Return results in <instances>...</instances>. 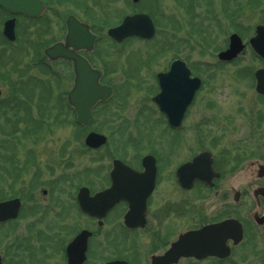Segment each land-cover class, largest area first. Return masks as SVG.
Listing matches in <instances>:
<instances>
[{
  "label": "flooded vegetation",
  "instance_id": "obj_1",
  "mask_svg": "<svg viewBox=\"0 0 264 264\" xmlns=\"http://www.w3.org/2000/svg\"><path fill=\"white\" fill-rule=\"evenodd\" d=\"M38 1L43 9L40 15L34 17L0 8V49L8 47L11 50L6 48L0 50L2 54H9L7 61L0 62L7 67L10 73L6 80H8L7 88L11 91V95L5 99L6 102H0V120L7 122L9 126L7 133H4L0 126V136H5V149L8 152L7 162L1 164L5 163L6 172L12 182L19 180V175L28 166L37 171L34 174L40 172L38 160L33 159L32 150H29L28 158L25 161L19 160L15 152L19 144L24 145L26 139L37 138L35 135L41 127L39 120L44 118L43 115L46 111L40 104L36 106L35 117L30 119L29 109L35 105H29L27 113L23 110L27 107V101L23 102L21 86L25 83L24 77L30 67L28 61L25 62V60L33 57L35 61L31 60L30 63L39 71L45 69L46 62L49 64L64 62L72 69V62L60 58L50 61L45 54L47 47L65 43L67 21L70 17H74L86 25L96 37L92 51H77L87 59L93 68L99 70L91 59L93 55L103 53L99 49V44H103L104 39L110 41L106 37L108 29L104 35L99 28L94 29L89 21L82 20L74 14H68L63 19L60 13L63 4L76 6L80 10L85 8L82 2L75 0ZM102 1L91 0L90 3L99 6ZM128 1L133 5H139L143 0H139L137 3ZM80 11L85 13L83 10ZM88 13L86 16L92 18ZM7 23L12 28L13 40L4 35ZM102 23H104L103 19ZM55 24L58 25L59 32L62 24V35L53 34L50 37L51 44L46 47L42 32H50L51 26ZM29 26H39L40 32H30ZM32 36H34L33 39ZM35 36L36 39H34ZM124 43L126 44L123 41L117 45L121 46ZM112 44L116 43L112 42ZM176 59L184 61L180 58ZM171 62L162 71L157 72L156 76L158 73H166L170 69ZM21 63L23 64L21 65ZM185 63L187 64L186 61ZM191 75L196 76L192 71ZM13 76L14 79L11 78ZM25 79L29 84L35 79V76L27 75ZM37 83L42 84L41 81H37ZM101 83L104 84V82ZM202 86L201 80L200 89ZM254 88L255 81L252 86L254 93L252 99L241 98L239 103H236L233 102L234 98H231L225 106L217 107L218 127L215 131L209 130L208 132L204 128L199 129V134H197L199 138H197L201 144L196 145L198 151L192 154L189 151L192 145L188 144L190 130L184 128V123L190 114L199 89L187 108L183 127L181 129H164L166 136L171 140L170 146H168V155L165 156L166 162L159 160L153 147L150 146L147 149L151 153L146 155H150L154 159L155 165V176L151 189L142 182L136 185L125 183L121 187L123 193L118 194L113 203L98 201L95 198L100 195L98 193L109 189L112 185V179L109 176L111 169L94 190L87 184V186H81L86 187L89 191V198L92 199L89 205L94 215L84 214L79 209L77 201L79 189L68 195V204L62 203L61 194L58 192L61 182L60 175L53 177L50 182H42L45 187L40 188L42 189L41 193L26 192L20 196L11 194L0 198V202L15 199L19 201L17 217L0 221V228L6 226L8 233L12 236L11 241L4 249L7 260L0 255V264H264V96L258 95ZM0 91L2 95V90L0 89ZM157 93L156 86L154 95ZM154 108L157 111L155 106ZM4 109H6V115L9 110L8 116L3 113ZM26 115L27 123L32 122L33 126H25L24 131H21L22 129L18 125L21 123L22 117L24 119ZM180 140L184 142L182 148L185 157L173 170H170L169 183L166 187L167 195L164 196L160 186L161 169L167 165L168 157L175 155V149L178 148ZM206 142L207 145H205ZM1 145L2 142H0V147ZM199 155L204 156V161L209 166V176L193 179L192 184L188 187L182 186L177 176L178 169ZM142 158L135 166L124 163L141 173L144 172ZM243 170H250V175L247 181L238 185L234 177ZM35 177L36 175H33V178ZM127 181L128 179L124 180V182ZM174 184L183 197L173 198ZM35 185L37 186V182ZM133 191L135 193L132 194ZM107 206L109 207L105 211ZM69 207L85 220L87 223L85 228L75 229L71 217L72 222L69 224L62 221L67 217L66 213ZM25 212L32 219L22 226L12 225L19 219L20 214ZM36 214L37 218H35ZM177 219H182L183 223H186L184 230L177 232L174 230V221ZM224 222L230 224L225 226V231L220 236V239L224 240V249H220L219 255H207L201 258L183 256L179 257L175 263L159 260L183 234ZM82 231L86 232L84 241L78 240ZM14 233L16 234L14 235ZM143 233H150V236H147L149 240L146 242L150 247L148 246L147 253L144 250L142 257L136 248L130 250L125 247L122 249L123 243L117 239V236H123L126 243L129 244L131 239L129 236L136 239ZM74 242L75 245L69 254L68 246ZM104 252L117 255L113 258L103 259ZM94 257L102 260H94Z\"/></svg>",
  "mask_w": 264,
  "mask_h": 264
},
{
  "label": "rangeland",
  "instance_id": "obj_2",
  "mask_svg": "<svg viewBox=\"0 0 264 264\" xmlns=\"http://www.w3.org/2000/svg\"><path fill=\"white\" fill-rule=\"evenodd\" d=\"M75 1L85 5L84 9H80L85 13L76 6L63 4L60 10L63 19L68 14H74L82 20L89 21L94 29L99 28L105 35L108 28L119 24L126 15L142 12L153 17L156 27L155 36L148 42L130 40L121 46L112 44L106 39L103 40V44H99V49L103 53L95 54L91 59L94 66L103 73V82L111 85L115 92L108 102L94 109L91 123L85 129L76 127L73 113L65 106L66 93L73 82L71 66L64 62L54 64L46 62L45 69L39 71L30 63L34 60L33 57L25 60L30 64L25 77L33 75L35 79L28 84L24 77L25 83L22 84L21 89L23 102L27 101V107L23 110L27 113L28 106L35 105L29 109L30 119L36 115V106L41 104L46 111L44 118L39 120L41 127L35 135L37 138L26 139L24 145L19 144L15 152L19 160L25 161L29 150H32L33 159L38 160L40 172L34 174L37 171L28 166L19 175V180L12 182L6 172L5 163L1 164L7 162L8 158L5 136L1 135L0 198L11 194L20 196L26 192L41 193L40 188L45 187L42 182H50L53 177L60 175L58 192L61 194L62 203L68 204V195L76 192L79 187L87 184L94 190L100 185L111 169L113 159H120L135 166L144 155L151 153L147 150L151 146L155 149L159 160L166 162L165 156L168 155L171 140L164 132L167 125L155 110L151 97L156 91V73L162 71L176 58L186 61L193 74L200 77L203 82L184 123V128L190 130L188 144L192 145L191 150L189 149L192 154L198 151L196 145L201 144L197 136L199 129L204 128L208 132L215 131L218 127L217 107L225 106L231 98H234L233 102L239 103L241 98L252 99L254 96L253 72L264 64L253 57L248 39L253 35L257 25L264 24V0H191V2L190 0H143L139 5H133L128 0H103L99 6H94L90 3L91 0ZM87 12L92 18L86 16ZM57 26L56 24L51 26L50 32H42L46 47L51 44L50 37L53 34L62 35V24L60 32ZM29 31L39 33L40 27L29 26ZM232 33L240 36L246 47L234 62L222 64L217 59V53L226 48L228 37ZM4 48L11 51L8 47ZM8 58V53L0 52L1 62L7 61ZM1 62L0 102L4 103L11 95L6 80L10 73ZM37 81H41L42 84ZM5 110L3 113L6 115ZM8 114L9 110L6 116ZM27 122L26 115L18 125L21 131H24L25 126H33L32 122ZM0 126L4 133L9 131L7 122L0 120ZM92 130L104 134L108 139L107 145L96 152L87 150L83 145L85 134ZM178 145L175 155L168 157L167 165L161 169L160 186L164 196L167 195L166 187L169 183L170 170H173L185 157L182 148L184 142L180 140ZM33 175L36 177L33 178ZM249 175L250 170H243L235 175V182L239 185L247 181ZM181 196L183 197L174 184L173 198ZM26 213L20 214L19 219L12 225L22 226L28 223L27 221L32 218ZM66 216L62 221L69 224L72 219L75 229L85 228L87 225L85 220L70 207ZM174 225L176 232L186 227L182 219L175 220ZM7 229L6 226L0 228V241L3 236L0 242V255L5 260L7 258L4 249L12 237ZM149 234L143 233L136 239L129 236L131 238L129 244L123 236H117V239L123 243L122 249L136 248L142 257V253L145 251L147 253L150 247L146 244ZM116 255L105 253L103 259L113 258ZM94 260L102 259L94 257Z\"/></svg>",
  "mask_w": 264,
  "mask_h": 264
},
{
  "label": "water",
  "instance_id": "obj_3",
  "mask_svg": "<svg viewBox=\"0 0 264 264\" xmlns=\"http://www.w3.org/2000/svg\"><path fill=\"white\" fill-rule=\"evenodd\" d=\"M138 2L139 0H132ZM0 7L4 10L19 12L29 16H37L41 13L42 7L38 0H0ZM67 36L65 45L57 44L46 50V55L50 59L64 58L73 61L75 81L67 99L76 114V123L80 126H87L92 108L98 102L107 101L112 95V88L99 83L100 75L91 69L89 64L77 55L74 51L79 49L91 50L94 36L89 33L86 26L81 25L74 18H69L67 24ZM154 34V27L151 19L145 14H136L126 17L121 25L108 31V36L120 42L129 37L150 39ZM4 35L13 40L12 28L9 23L5 24ZM249 44L254 52L264 60V27H256L255 36L250 39ZM72 48L74 51L69 50ZM243 45L237 35L229 38V48L218 55L219 59L225 62L232 61L242 51ZM257 79L256 91L264 94V69L255 73ZM160 92L152 101L158 106L160 112L166 117L171 128L179 129L188 105L191 103L195 91L200 86L198 78H191L189 70L185 64L175 61L171 69L166 74L158 75ZM106 143V138L96 133H89L85 140V146L98 149ZM143 173H137L120 161L113 162V169L110 173L112 186L95 197L98 201L113 203L117 195L122 194L121 187L127 183L136 185L139 182L147 184L150 189L153 184L155 174L154 159L150 156L143 158ZM209 166L204 161V156H197L191 162L183 165L177 171L180 184L188 187L193 179L209 176ZM128 179L127 182H124ZM142 179H146L143 181ZM135 193L134 191L132 194ZM137 193V192H136ZM82 212L94 215L89 203L92 199L88 196V190L82 188L77 197ZM109 206L105 208V211ZM19 210L17 199L0 203V221L14 219ZM230 223L208 226L196 232L186 233L180 236L179 240L173 244L172 248L159 260L176 262L179 257L194 256L201 258L207 255H219L220 249H224V240L220 236L225 231V226ZM86 232L83 231L78 236V240L84 241ZM75 242L68 246L67 252L70 254ZM71 260V259H69Z\"/></svg>",
  "mask_w": 264,
  "mask_h": 264
}]
</instances>
